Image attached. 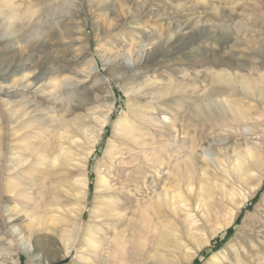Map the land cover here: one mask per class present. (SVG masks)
I'll return each mask as SVG.
<instances>
[{"label":"rangeland","instance_id":"1","mask_svg":"<svg viewBox=\"0 0 264 264\" xmlns=\"http://www.w3.org/2000/svg\"><path fill=\"white\" fill-rule=\"evenodd\" d=\"M54 3L59 10L43 8L23 28L26 7H21L18 18L11 20L9 13L0 18V129L6 149L16 152L7 155L2 165H15L21 150L29 155L24 150L27 141L19 136L29 130L34 139L37 122L45 116L84 113L86 109L66 112L71 101L82 95V88L92 99L85 108H92L91 114L96 111L95 118L86 122L88 129L99 130L96 118L106 110L111 96L115 107L89 158L87 208L79 221L78 241L68 255L63 226L51 221L53 206L46 205L57 202L49 189L41 193L42 199L37 188L12 198L10 186L17 179L11 180L8 170L0 173V264H33L29 253H34V247V264H95L89 231L95 230L101 247L113 240L115 219L101 226L109 239L96 227L109 212L105 204L119 205L124 195L134 201L156 197L172 185L169 169L176 165V156H187L193 142L199 144L200 164L206 172L195 174L191 193L184 184L191 207L181 206L162 220L141 255L129 260L137 264H264V99L226 86L215 75L240 72L257 80L264 73V0ZM184 36L195 41L178 47ZM63 59L70 61L67 70L59 68ZM44 60L53 68L44 71L45 79L33 88L30 80L41 75L36 63ZM55 78L63 87L57 94L58 104H52L50 96L56 94L47 87ZM28 92L33 102L27 112L36 108L35 103L43 107L48 102L50 114L40 109L22 116L20 105L12 102L28 97ZM227 99L240 105L245 117H237ZM209 100L216 113L205 119L196 107ZM125 117L135 125L132 133L141 145L124 140L130 138L122 126ZM35 164H31L34 169ZM41 167L27 174L38 175L45 171ZM102 175L109 181V190L96 186ZM147 187L149 192L142 191ZM61 199L63 205L70 202ZM164 224L174 227L178 240L173 234L162 238ZM19 228L31 236L33 245L22 241ZM111 248L116 251L112 244ZM216 253L218 260L212 259Z\"/></svg>","mask_w":264,"mask_h":264},{"label":"bare ground","instance_id":"2","mask_svg":"<svg viewBox=\"0 0 264 264\" xmlns=\"http://www.w3.org/2000/svg\"><path fill=\"white\" fill-rule=\"evenodd\" d=\"M122 1H125V0H122ZM54 2L55 0H40V1L21 0L19 3L16 4L14 0H0V18L3 19L5 13H9L11 20H12L13 18L17 17L18 14L21 12V7H26V10L24 12L27 15L25 17L23 24L21 25V28H23L30 24L31 20L33 19V16L39 10L43 8H46L48 11H52V12L54 11L56 12L57 10H59V7ZM120 5L122 7L124 6V4H120ZM111 12H112V9H111ZM72 13L74 16L75 15L74 12ZM55 33L57 32L55 31ZM194 41H195V38L191 39V36H184L178 41L179 43L178 47L184 46V44H188V45L192 44ZM147 60L148 58L145 59V61ZM15 62H12V66H15ZM61 62L62 63L59 64V68L62 70H67L69 67L70 61H68V59H63ZM36 64L37 65L35 66V68H37L38 72H40L41 75L40 76L38 75L34 79L30 80L32 84L34 83L33 88H35V85L42 83L41 81L45 79V77L42 76L43 72L53 68V65H48L47 61L45 60L40 62L39 64L38 63ZM215 75H216V79H218L219 82L226 84V86L228 85L237 91L238 90L243 91V93H247L249 95L252 94L253 96L254 95L259 96L262 99H264V73L261 74L260 77L257 78V80L250 78L249 75L246 73H240V72L238 73L235 72L234 74H232L230 72L220 71V72H216ZM44 86H46V83L44 84ZM48 86L51 87L50 93L56 94V95L52 94L50 96L52 97L50 99L52 104H58L59 98L57 94L58 92L62 91L63 87L61 86L57 78H55L52 82H48L47 87ZM28 88L31 89L30 86H28ZM82 89H83L82 95H80L77 98L75 97L73 101H71V103L69 104V107L67 108L68 110H66V112L67 111L73 112L76 110L86 109L85 112L84 113L81 112L80 114V111L79 113H77L78 112L77 111L76 114H73L70 117L68 116L59 117L57 115H50V117L46 118L45 116V118H42L39 122H37V126H36L35 133H34L35 135H33L34 139H30L31 131L25 130L24 133L20 135L19 137L27 141L24 146V150H29L30 153L29 155H27V154H24V152H22L21 150V154L17 153L19 156L18 157L16 156L18 161L15 163V165L13 164V166L11 167L9 166L7 168L4 165H2L1 161L6 159L5 157L7 155L9 156L16 155V152L11 153V149L10 150L6 149L7 146L6 144H4V135L2 133V130L0 129V173L8 170V174L11 175L10 176L11 180L17 179L16 181L17 184L10 186V188H12V194H13L12 198L22 196V194L27 189L37 188L40 190L39 192L40 196L38 197H41L42 199L41 193L43 194L44 190L46 191L47 189H49V193H51L54 198L53 200L57 202L49 203L46 205L53 206L51 209L53 211L52 215L53 214L54 215L53 217H51V221L55 224H58V223L62 224L63 226L62 229L66 235L65 254L67 255L72 251L75 243L78 241V238H79L78 236L80 233L79 232L80 231L79 221H80V218L84 215V212L87 208V205L84 204V201L87 198L88 187H89V177L87 174L89 158L94 152L96 144L99 141V137H100L99 133L103 131L104 127L109 122L111 113L113 111V108L115 107V99L113 96H111L109 98L108 106L106 105L107 106L106 110L102 111L101 113L98 112L100 114L98 118H96V120L98 121V124L100 126L99 130L96 131V130L88 129L86 122L87 120L89 121L92 117L95 118V116H92V115L96 111L94 109L93 112L94 111L95 112L91 114L92 112H90L91 111L90 109L92 108L90 109L85 108L86 106L88 107L92 99L90 97L91 94L88 95V90L86 88H82ZM26 95L28 97L23 98L21 100H14L12 102L15 105H20L19 109L24 111L22 116L27 115L29 113L37 112L40 109H42L43 111L46 110L43 112V114L45 115H47V113L50 114V112H48L49 111L48 106H51V105H48L49 104L48 102L46 105L43 104V107H42V104L40 105L39 103H35L34 105L36 108L32 111L27 112L26 107L32 104L33 101H32V98H30L29 92ZM44 100L46 101V99H42L43 102ZM227 104H230V108L237 115V117L238 116L245 117V115L247 114L246 111L242 107H240V105L238 106L234 104L232 99L231 100L227 99ZM90 107H94V106H90ZM196 111L201 113L203 118L205 119H211L216 113L210 100L209 102L207 101L205 103L204 102L199 103L196 107ZM11 112L14 113V111H11ZM248 114L250 115V113ZM15 115H17V112L15 113ZM63 115H66V114H63ZM22 116L19 115L20 118H22ZM248 120H251V119H248ZM122 126H123V130H125L130 135L129 136L130 138H126L124 140H127L129 142L134 140L135 144L141 145V142L138 141L137 136L134 133H132L135 125L132 123L130 118L125 117L123 119ZM195 132L197 131L195 130ZM195 141H196V138H195ZM196 142H198V140ZM198 145L199 144L194 143V142L193 144L191 143V147L189 146L191 150L188 151L187 156L185 158H180L178 156L175 157V159L177 160V163L176 165H173V168L169 169V175L167 177L168 180H170V183L172 185L169 187H166L163 191L156 193L155 194L156 197L154 196L153 199L146 200V201H140V200L134 201V199H132L131 196L124 195L122 196V200H121L122 203L119 205H115L112 202H110L111 205L105 204L106 207H110L109 212L104 213L106 218L103 217L104 219H101V221L97 222L96 227L99 228L105 234L104 235L106 236L105 238L109 239V236H108L109 234L105 233L104 230H102L101 226L104 225L105 223H108L109 219H113V220L115 219V222L113 223V227H112L114 230L113 231L114 233H113V236H110L111 238H113V240H111L110 242L108 241L109 242L107 243L108 245L104 244L101 247V245H99L100 240L97 238L96 236L97 233L95 232V230L89 231L90 237L88 238V242L91 245L92 250L95 252L94 254L96 255L95 264H137L136 261H131V260H134L137 258V256L141 255L140 252L144 250L146 241L150 237L154 236V232L157 231V229H159L160 223H162L161 221L168 219L169 217H172L179 209H181V206L187 205L191 207L190 205H188V198H189V192L191 193L194 187L193 181H194L195 174L198 173L200 170L203 171L202 173L204 174L206 172V168L202 164H200V158L198 155L199 154ZM33 163H36L35 164L36 167L37 165L43 166L45 171L38 173V175H34V173H32L31 175H28L27 173L29 169H32V171L33 170L36 171V167L35 169L31 167V164L33 165ZM181 163H183L184 166H182ZM239 164L242 165V162H240V159H239ZM236 165L238 166V162ZM50 172H53L58 177L55 179L51 175ZM102 176L98 178L96 182V186L97 188L105 187V189L109 190L110 188V186L108 185L109 181L107 177L104 178V176L103 177ZM212 178H209V179H212ZM143 182L145 184L148 183L146 180H144ZM201 182H203V180ZM185 183H187L185 188H187L186 190L189 191L187 196H186V191H184ZM49 185H50V188H49ZM255 186L257 185L255 184ZM156 187L154 188L155 191H156ZM145 188H143L142 191L149 192V189H148L149 187H147V189ZM2 193L0 194V196H3ZM64 197H66L70 201L67 204L65 203V205H63L61 202L62 201L61 198H64ZM14 211L11 210V212H14ZM13 216L14 214L10 215V217H13ZM164 225L166 227L165 226L164 228L162 227L164 231V232L162 231L164 233L162 238L164 236L166 237L171 236L172 234L176 236L175 234L176 231L174 227L172 226L169 227L168 226L169 224L168 225L164 224ZM120 227L122 229H119ZM19 234L21 235L22 241L23 240L27 241L30 244V246L33 245L30 235H26V233L23 234V231L21 229L19 231ZM176 239L178 240L177 236H176ZM111 244L114 245L116 251L112 250ZM129 244H130V247H127V245ZM36 254H37L36 248L34 247V253H29L30 258H32L33 260V264H34ZM218 255L219 253L214 254L212 259L218 260V257H219ZM128 257L131 258V260H129ZM163 262H167V259H165V261Z\"/></svg>","mask_w":264,"mask_h":264}]
</instances>
